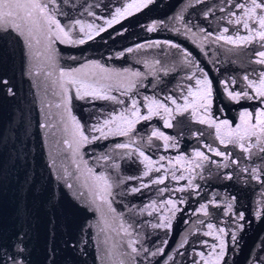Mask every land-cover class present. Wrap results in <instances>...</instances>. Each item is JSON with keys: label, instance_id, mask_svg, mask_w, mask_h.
<instances>
[{"label": "water", "instance_id": "obj_1", "mask_svg": "<svg viewBox=\"0 0 264 264\" xmlns=\"http://www.w3.org/2000/svg\"><path fill=\"white\" fill-rule=\"evenodd\" d=\"M139 2L49 4L62 26L79 20L104 29L92 31L88 39L77 25L72 38L83 39L82 44L53 38L56 69L46 62L49 53L42 36L39 45L33 42L38 55L30 56L25 38L12 30L0 32V80L8 81L0 85V264H216L221 240L224 255L218 264H264V152L258 146L246 153L221 144L215 127L199 122L202 110L192 115V108L182 114L174 111L172 127H165L170 115L152 104L159 115L138 121L127 136L117 133L119 120L111 122L122 112L131 116L127 110L133 100L141 115L148 114L153 100L173 110L172 100L183 106L186 97L191 100L188 90H195V79H203L201 70L212 83V119L235 127L242 111L264 109V98L235 102L225 91L227 82L229 90L254 95L244 77L258 81L264 71V65L255 63L264 42L255 33L250 44L215 39L222 33L249 35L242 25L228 23L243 16L236 5L245 0H154L107 25L117 9ZM233 12L236 16L229 17ZM154 23L157 28L148 31ZM95 64L126 75L101 80L112 85L109 94L115 101L78 99L75 88L68 86L71 116L90 138L69 147L72 122L61 103L59 71L83 69L91 74L97 70L84 66ZM134 72L140 76L132 77ZM129 80H135V87L126 91ZM95 128H103L106 135ZM154 131L163 132L175 146L165 147ZM209 146L224 155L216 156ZM133 149L153 161L147 176L143 157ZM197 151L209 159L201 161L194 155ZM178 157L184 159L177 163ZM89 169L112 183V196L106 197L111 207L99 199ZM253 169L259 179H253ZM159 179L163 183L153 182ZM202 205H207V215ZM161 224L171 226H156ZM131 241L138 253L129 247Z\"/></svg>", "mask_w": 264, "mask_h": 264}, {"label": "snow or ice", "instance_id": "obj_2", "mask_svg": "<svg viewBox=\"0 0 264 264\" xmlns=\"http://www.w3.org/2000/svg\"><path fill=\"white\" fill-rule=\"evenodd\" d=\"M57 0H0V32L12 30L16 32L19 36L25 38L26 47L30 56L38 55L33 53L34 43L39 45L41 43L40 37L42 36L46 41V49L48 51V55L46 56V62L50 65L52 69H56L57 65L55 62L54 55H52L51 44L53 42V38L59 40L61 43L66 44H82L84 43L83 39H73L72 38V29H74L77 25L80 26V31L87 36L88 39L92 38V31H95L96 34H99L100 31H103V28L95 27L91 24L84 25L81 21L76 20L74 23H70L69 25L62 26L60 21L56 18L55 11L49 9V4H56ZM154 0H140L139 3H130L123 10L117 9L116 15L112 17L111 20L106 21L107 25L110 27L113 23L119 22L120 18L126 17L130 15L131 9H135L139 11L142 8L147 7L149 4L153 3ZM236 7L243 11V16H237L235 20L229 18L228 23L242 25L244 29H246L249 33L247 36H237L233 38L232 36H225L223 33L219 36H216V40H224L228 44L238 45L239 42H243L245 44H250L253 39V33H255V37L259 38V41L264 42V0H245L244 3H240L236 5ZM223 10V9H221ZM89 15H93V13L89 12ZM236 16V13H229V17ZM256 25V28L250 26V22ZM157 28V24H152L148 31H153ZM87 29V31H86ZM229 30L225 28L223 30L224 33H227ZM210 34H206V37ZM158 46V45H156ZM171 47H178L176 44L172 43ZM264 47V44L261 45ZM184 56L187 58L189 54L184 52L182 49ZM258 59L255 60V63L264 65V51H259L257 54ZM93 67L96 69V72L91 74L84 73L83 69H77L75 71H59V86L63 92V96L61 98V103L64 105L65 109L68 110L69 117L72 122V142L66 141L69 143V147H72V144H76L77 146L89 142V137L84 134L79 121L76 120L75 117L71 116L69 105L71 103V97L68 96V86H72L75 88L76 97L78 99H84L85 97H94L100 99L114 100L115 97L109 94V91L112 85L102 84L101 80L110 79L114 74L117 77L125 76L126 73L115 72L114 70H109L104 68L100 64L95 65H85L84 68ZM198 67V66H196ZM31 73V69H29ZM36 75H39L40 72H36ZM44 74L46 76L53 75L52 71H45ZM132 77H139V72H134L130 74ZM193 76H189L188 79H193ZM201 76L203 79L196 78L195 79V90L189 88L188 97H191V100L186 97L185 103L183 106L178 105L175 100H172V104L176 105L175 110L170 107H167L164 104L158 103L153 100L151 104L148 106V114L141 115L140 110L137 107L136 101L133 100L131 109L127 110L131 113L129 116L126 112L120 113L119 116H115L112 118V123H115L117 120L120 121V124L117 125V133L120 135L127 136L129 132L132 131L135 123L140 120H148L152 115H159V111L153 112L152 104L156 105L157 109H163L165 113L170 115V119L165 120V127H172L171 119H174L173 112L177 114H182L187 111L189 108L193 109L192 115H196L198 111L202 110L201 118L199 120L200 123H207L211 127H215L217 139H219L221 144H233L238 146L242 151L246 153H251V149L254 146H258L261 152H264V109H260L255 114L251 111H242L240 113V123L233 127L227 120L217 121L216 119L211 118V103H212V83L207 77V73H204L201 70ZM244 79L248 82L247 87L252 89L254 95H250L248 91H234L229 90L228 83L225 82V91L229 99L239 102L240 99H256V98H264V71L260 72L258 81L250 80L246 75ZM234 83V81H233ZM0 85L7 86V80H0ZM123 87L124 84L121 82L119 85ZM135 87V80H129L127 83L126 91ZM9 94H12V89L8 88ZM147 99V98H146ZM122 103V102H121ZM60 105L58 104L57 107ZM107 123V122H106ZM94 131L101 132L102 135H106L103 128H95ZM111 132L112 129H109ZM153 136L158 137L165 141V147L175 146L174 142L170 145L169 137L165 135L163 132L154 131L152 133ZM119 148H131L130 144H119L117 145ZM133 151H138L140 157H143V161L145 162L146 171L144 175L147 176L151 170H153V161L144 154L143 151H139L138 149H133ZM209 151H212L216 156H222L224 153L217 151L209 146ZM131 155V152L128 153ZM201 161H206L209 159L203 152L197 151L194 154ZM161 159H164L161 157ZM183 157H178L176 162L179 163L180 160H183ZM235 163V161H233ZM191 163V161H189ZM196 167H201L200 163L196 164ZM159 171V168L155 169ZM247 171V169H245ZM253 179H259V174L256 169H253ZM89 173L91 174L94 182V186L97 188L99 199H101L104 203H107L109 207H111L110 202L106 199V197L112 196V183H110L109 178L104 174L95 175L91 169H89ZM175 178V177H174ZM183 178V177H181ZM231 179V177H228ZM154 183H163L162 179L153 181ZM189 185L191 186V181H189ZM71 187V185H69ZM133 191H138L139 189H132ZM168 204L175 207L173 201L169 200ZM229 208L231 206L229 205ZM207 205L201 206V211L207 215ZM178 210V209H177ZM239 219H243V215L239 216ZM157 227H170L171 225H156ZM121 229H123L127 233V229L124 228V225H120ZM209 229L213 228V225H208ZM220 232H223V229H219ZM212 233H206V235H211ZM233 240H235V236H233ZM135 241H131L129 243V247L132 249L133 253H138L136 247H134ZM183 245H181L182 247ZM215 247L213 246V251H215ZM220 251L218 256L216 257V264H218L220 257L224 255V242L220 241L219 245ZM157 253H152V255H156ZM202 255V254H201ZM203 258V257H202Z\"/></svg>", "mask_w": 264, "mask_h": 264}]
</instances>
